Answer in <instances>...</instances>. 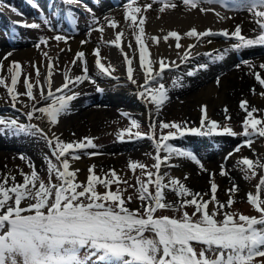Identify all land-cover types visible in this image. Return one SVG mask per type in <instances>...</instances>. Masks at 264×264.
Listing matches in <instances>:
<instances>
[{"label":"snow or ice","instance_id":"6c2138e0","mask_svg":"<svg viewBox=\"0 0 264 264\" xmlns=\"http://www.w3.org/2000/svg\"><path fill=\"white\" fill-rule=\"evenodd\" d=\"M63 2L72 4L78 0H63ZM153 2L164 5L160 11H164L169 6L176 7L173 0H153ZM181 2L194 9L205 4L212 5L217 0H181ZM137 3L138 0H129L128 3L126 20L131 21V26L136 25L137 14L141 13V7H133ZM150 7V4L146 5L145 11ZM248 7L250 10L264 8V0H252ZM200 10L205 11L203 7ZM254 15L264 18V11H256ZM43 23L49 24L50 22L43 19ZM97 23L98 21L93 17V24ZM143 23L141 19L140 24ZM257 23L260 34L255 38L242 36L240 27L235 29V32L231 34L236 41L232 45L233 51L264 46V20H257ZM22 26L32 29L40 27L36 23ZM108 27L116 28L117 25L114 21H108ZM95 30L102 33L103 27ZM143 31L141 27L140 32L143 33ZM215 35L230 38L227 31L214 33L206 30L198 33L190 30L187 33L189 38L194 37L198 41ZM169 37L177 41L176 47L179 49L180 35L173 31L165 36L164 40L167 41ZM54 39L57 42H67L66 37L61 34L55 35ZM120 39L121 36L117 34L115 47L118 49L121 46ZM135 39L139 46L140 67L145 69V84L143 90L137 91V95L144 100L146 105L149 103L154 105L158 112L168 99L164 85L160 83L167 65L161 62L159 71L153 76L152 68L146 63L148 52L144 42L139 35H136ZM208 42L211 43V40ZM47 43L45 38H41L36 47L40 44L47 45ZM227 52V49L223 50L218 59H222ZM95 55L99 57V52L97 51ZM77 56L83 61L85 53L81 51ZM187 58L188 54L185 53V61ZM126 62L128 65L132 64V61L127 58ZM95 64L102 75L105 77L109 75V69L101 63L99 58L96 59ZM201 67H206V65ZM261 67L264 68V65ZM12 68H15V73L11 79V87H8L7 91L10 94L13 109H15L18 98L12 93L21 74V65L19 62H12L8 70L11 72ZM49 68L51 69V65ZM83 73L71 81L73 86L90 79L86 65ZM187 75L191 76L193 73L188 72ZM127 78L132 84L136 83L133 79L132 67L128 68ZM68 80L66 76L62 89H56L55 92L49 90L47 96L41 93L42 100L48 102L46 106L36 107L34 104L32 109L26 113V119L29 122L34 118L46 120L49 125L47 130L32 123L19 122L18 118L5 120L0 116V135L23 134L43 140L51 156L59 162V165L54 164L45 156L48 182L41 181L38 187L39 177L36 170H33L30 176L25 175L21 185L5 189L4 185L0 184V264H88L90 260L93 264H254L255 258L264 257V200H261L259 195L261 188L264 187V178L259 181L255 195L247 194L248 202L259 213V218L225 211L226 206L230 207L234 201L230 195L226 205L219 202L216 196L218 186L215 182L211 184V199L207 201L203 199V195L191 193L176 178H170L167 185L163 183L162 165L171 167L168 161L172 157L186 158L198 165L201 164L195 154L186 149L174 147L168 143L169 141L176 139L177 136L183 137L188 134L235 136L236 134L230 127L223 126L222 130H218L221 126L217 122L208 120L205 107L200 127L188 128L186 125L182 126L175 122H161L159 124L161 132L164 129H175V132H169L167 135L161 134L157 140L155 138L156 124L153 121L149 125L151 134L146 138L153 141L157 152L154 165L156 172L147 173V182L138 180V198L142 207L133 211L126 206V201L122 197V189L119 187L121 177L114 170L101 179L95 174L94 168H90L87 183L76 182L78 170H70L69 157L76 160L80 158L77 150L97 148L91 138L66 143L55 134L50 135L51 126H55L59 117L71 111L70 102L78 96V93L68 94L72 92ZM256 80L264 86V79L260 75H256ZM4 83V79L0 78V85ZM154 84L158 87H153ZM25 86L27 97L34 99L33 85L27 79ZM48 86L51 89V80ZM65 89L67 92L64 91ZM97 91L103 92V89L98 87ZM57 92L60 94L57 95ZM245 104L246 102L241 103V109H245ZM256 111V109L247 111V119L243 123V136L247 138L248 146H251L254 137H264V120L254 118L253 113ZM37 112L41 115L34 116ZM258 125L260 127H257ZM140 127L138 121L130 119V128L122 131L119 139L123 141L127 137L131 141L143 138L139 131H132ZM240 147L238 146L234 151L239 152ZM161 151L166 153L163 158L159 155ZM237 166L238 170L246 174V178L249 175L254 177L256 168L264 169V163H261L259 159L253 161L249 158H242L237 161ZM144 167L143 164H130L132 170L140 168L143 171ZM225 174L222 166L220 175ZM53 175L58 183H52ZM113 183L117 185L116 191L111 190ZM124 183L127 182L124 181ZM97 184L102 185L107 191L100 194L96 190ZM152 184L155 186L154 194L149 190V185ZM165 188H170L178 198H183L180 200L179 207L165 202L163 191ZM236 191L237 186L235 185L229 189L233 195ZM11 194H14V205L10 203ZM188 196L192 198L189 200ZM197 196L200 197L199 200ZM24 200L29 201L27 207H21ZM210 203L214 205L211 209L209 208ZM187 207H194L191 216L184 211ZM164 209L178 212L180 215L173 217L155 215L158 210ZM218 216L222 219H217ZM146 233L151 235H146ZM194 245L201 246L199 253ZM81 252L85 253L83 259ZM208 254H211V257Z\"/></svg>","mask_w":264,"mask_h":264},{"label":"rangeland","instance_id":"374dc122","mask_svg":"<svg viewBox=\"0 0 264 264\" xmlns=\"http://www.w3.org/2000/svg\"><path fill=\"white\" fill-rule=\"evenodd\" d=\"M34 6V2L32 3ZM9 6L10 8L6 7ZM16 6V5H15ZM89 6H93L92 3H89ZM38 9V15L35 13H30L29 15L24 16L22 25L25 24H39L40 27L37 29H32L28 27L22 26V32L18 36H12L10 33L5 32L0 29V39H5L6 44H0V78L4 79V85H0V116H2L5 120L11 119H19V122L24 123H32L41 128L48 129L49 125L46 120L43 119H33L32 121H27L26 113H28L32 106L35 104L36 107L46 106L48 102L42 100L41 93L43 92L44 96H47L49 90L55 92L56 89H62L65 81V77L69 78V87L72 88V92L68 94L78 93L76 99L70 102L71 111L62 115L58 118V123L55 126H51V134H55L63 142H79L83 141L85 138H91L97 148L95 149H86V150H77V154L80 156L79 159L72 160L69 157L70 164L74 165H83V174L77 175L76 182L86 184L87 177L90 175L89 169L94 168V172L96 175L103 179L106 175H108L112 170H114L119 177H121V182L119 187L122 189V197L126 201V206L130 210H138L141 209V201L138 198L139 185L138 180L147 182L148 172H156L154 167L156 163L157 152L154 147L153 141L147 139V135L151 134L149 125L154 121L156 124L155 138L158 140L160 135H167L169 132H175V129H164L161 132L159 128V124L161 122L172 123L175 122L177 124H181L182 126H187L188 128H198L200 127V121L204 115V109L206 107V115L208 120L217 122L221 128L218 130H222L223 126L230 127L233 132L236 134L235 136H227V135H219L217 136H193V135H185L183 137L177 136L176 139L169 141L172 146L186 149L189 152L195 154L198 159L201 161V164L198 165L186 158H178L172 157L168 164L171 167L162 165L161 174L164 177L163 183L169 184L170 178H176L182 183L185 187L189 189V191L193 194L197 191L193 190L189 184V174L183 173V176H179L177 173L180 169H183V165L185 163H190L195 169L198 171H203L206 175L207 186L205 189L206 193L203 197L204 200L211 199V184L215 182L218 186L216 196L219 202L224 203L226 205L228 199H233V204L230 207L224 209L225 211H229L234 214H243L249 217H257L259 218V213L256 212L253 206L248 202L247 194L252 193L255 195L257 193V186L259 185V181L264 178V169L256 168V175L254 177L247 176L246 174L240 170H238L237 161L242 158H249L253 161L259 159L261 163H264V137H254L253 143L251 146L246 144V137L243 136V123L247 119V111L252 109H256L257 111L253 113L254 118L264 120V104L263 106H259L258 108H254L251 103L248 105L247 97L259 98L261 101L264 100V86H254L250 81L245 89L237 86L238 96L235 99V103H237V110L240 115H232L230 112V108L224 104L219 105V113L216 117L211 116L209 112V108L207 105L202 104V102H197L194 104L196 115L194 120L190 124H186L187 119H184L182 115H175V111L172 112L170 107L175 103L179 105L185 104L184 100H182L183 96L173 95L174 92H178L176 90V86L174 84H170V79L172 75L171 72L177 77H180L184 82V78H193L194 73L197 71V65L195 63H186L189 67L183 69H172L168 70L165 75H163L162 79H160V83L164 85L165 91L168 94V99L162 106V108L157 112L155 106L152 104H145L144 100H142L137 95L138 90H143V86L145 84L144 80L137 83V86H133L132 83H129L124 78H120L117 71L110 69V73L107 77L102 75L98 68L96 67L95 61L97 58L101 60V63L107 68L106 59L108 58V50L109 48L106 46H101V39L105 38L108 34L109 30H114L120 28L122 23L131 25V21L126 20V13L128 11L125 10L123 13L119 14V17H114L107 19L105 22L100 24V27H103V32L96 31L97 28L93 25V12L95 8H89V10H85V12L74 13V17L76 20L73 21L74 27L77 28L76 34L69 35L64 31L66 26L63 23L58 21V16L51 11L44 9L43 6L39 4L36 6ZM187 7V6H186ZM103 9H108L104 7ZM189 11L195 10V8L187 7ZM3 10V11H2ZM157 10H159L158 6H154L153 8H147L146 12L151 13V16L155 19H160L163 15L160 14ZM17 12L6 0H0V12ZM105 11V10H103ZM143 11L145 9H141V13L137 14V20L144 15ZM77 12V11H73ZM235 14V11L232 12ZM47 19L50 23L44 24L43 19ZM257 20H264V18H258L251 20L253 25L258 26ZM108 21H114L117 25L116 28L108 27ZM260 31V30H259ZM57 34L64 35L66 37L67 42L64 41L57 42L54 39V36ZM260 32L258 33V35ZM111 38L110 36H108ZM41 38H45L48 43L47 45L40 44L39 47H36L39 44ZM220 42H235L233 37L225 38L223 36L217 37H207L203 38L201 41V45L203 48H207L209 46L208 40H215ZM193 38H185L183 41H188ZM20 40L21 42L13 45V41ZM84 41L86 42L84 46H86L85 57L83 61H81L77 54L81 51H76L73 48V44L75 41ZM205 46V47H204ZM95 49V50H94ZM94 50V51H93ZM27 51H31L32 54L26 56ZM102 53L97 57L95 55L96 52ZM11 53V55H8ZM24 53L25 56L23 59L15 58L18 55ZM253 55L252 57H264V53H250L249 55ZM246 57H242L239 60H245ZM5 57H7L5 59ZM82 63H77L78 61ZM12 62H19L21 65V74L18 77V83L16 88L12 94L17 95V102L15 104V109H13L12 101L10 98V94L7 91L8 87H11V79L15 73V68H12L10 72L8 69L11 66ZM75 62V63H74ZM244 62V61H243ZM260 66L264 63H259ZM51 65V69L49 68ZM87 67L88 75L90 77L89 80H86L82 83H79L75 86L71 83V81L75 80L76 77L83 75V68ZM232 67L229 70L220 71L219 75L213 76L208 80V86H215L217 90L221 87V75L223 74H233L236 75V81L239 85L244 83L245 78H249L251 76L250 73L246 69L250 68L249 65H244L243 63H231ZM126 66V64H125ZM238 66H243L238 68ZM256 66V65H254ZM156 67V66H155ZM153 67V71L155 72ZM121 68L123 65L121 64ZM124 69V68H123ZM140 70L145 72V69H141L139 64V73L142 74ZM188 72H192L193 75H187ZM233 72V73H232ZM256 72V71H255ZM254 72L253 77L256 79V74ZM263 72V71H262ZM39 73V75H38ZM264 79V72L260 74ZM56 77L58 78V83L55 84ZM253 78V79H254ZM33 85V97L34 99H29L26 95V86L25 80ZM252 79V78H251ZM254 79V80H255ZM51 80V89H49L48 83ZM219 80V82H217ZM194 81V80H193ZM195 82V81H194ZM169 84V85H168ZM183 86L185 85L182 83ZM187 85V84H186ZM103 89V92H98L97 88ZM121 88L123 90L133 91V95H135L136 99L132 98H119L117 97V102L110 101L109 97L111 93L109 90L115 88ZM153 87H158V85H153ZM87 88V90H85ZM235 90V89H234ZM234 90L228 91V94L234 93ZM67 92V90H64ZM59 95L60 93H56ZM230 95V96H232ZM214 97V96H212ZM242 102H246L245 109H241L240 105ZM100 109L106 112H113L112 117L99 118L95 122L97 123V128L93 129L92 127H87L86 130L77 131L75 130H67L66 134L59 133L61 130L60 123L63 122L65 117L70 114H78L82 113V110L89 109ZM40 113H35L34 116H40ZM130 119H135L139 122L141 127L139 129H132L133 132L139 131L142 134L141 139L139 140H131L129 141L127 137L123 141L119 139V134L130 128ZM257 127H260L259 125ZM0 143L3 145L0 147V152L6 156L5 153L11 154L10 158L2 164V166H6L9 171L8 174H11L12 177L18 175L13 182H9V179L4 178V187L5 189L13 187L12 185H21L24 182V176L31 174L33 170L37 171V175L39 180L37 181V187L39 182L43 181L45 183L48 182V172H47V164L45 161V156H47L54 164L59 165V162L55 160L54 157L51 156V152L49 148L46 146V142L37 138H32L25 136L23 134L12 136V135H0ZM17 145L13 149V146L7 147L8 145ZM20 146V148H18ZM240 147L239 152H235L234 150ZM191 147V148H190ZM31 150L33 155H35V159L31 157V154L28 150ZM4 152V153H3ZM88 153V154H85ZM231 154V155H229ZM161 158H163L166 153L161 151L159 153ZM38 159V160H37ZM109 160L111 163L110 166H106L109 162L105 160ZM131 163L143 164L145 167L143 171L140 168L132 170L130 168ZM223 166V170L226 172L224 177H226L229 183L225 187H220L217 183L218 179H215V172H221ZM220 174V173H219ZM155 179V175L152 178ZM126 181L127 183H124ZM52 183H58L55 179V175L52 177ZM237 186V191L235 194H231L229 189L233 186ZM11 186V187H9ZM31 187V186H30ZM117 185L115 183L112 184L111 190L116 191ZM79 190V189H78ZM96 190L100 194H104L107 190L100 184H97ZM149 190L154 194L155 186L154 184L149 185ZM165 194V202L169 204H175L177 207L180 206V200L183 198H178L177 195L170 190V188L163 189ZM12 195V201L14 205V194ZM260 199L264 200V187L260 190ZM129 198L130 201H129ZM191 196H188L187 199H191ZM198 199V198H197ZM34 202V201H33ZM29 201L24 200L21 203V207H27ZM214 205L209 204V208L211 209ZM6 210V209H5ZM190 216L194 212V207H187L184 209ZM28 214V213H25ZM142 214V213H141ZM155 215L157 217L162 216H179L180 213L174 212L172 210L164 209L158 210ZM217 219H222L221 216H218ZM146 235H151L150 233H146ZM197 253H199L201 246L194 245ZM211 257V254H208ZM81 258L84 256L81 252ZM95 258H93L94 260ZM88 264H93L92 260L88 262ZM254 264H264V257H257L254 260Z\"/></svg>","mask_w":264,"mask_h":264},{"label":"bare ground","instance_id":"6f19581e","mask_svg":"<svg viewBox=\"0 0 264 264\" xmlns=\"http://www.w3.org/2000/svg\"><path fill=\"white\" fill-rule=\"evenodd\" d=\"M6 1H8V3L14 9L17 10V12H0V29L4 30L7 33H10L12 36H18L19 34H21V27L24 16L29 15L32 12H37L35 10V7L32 5L33 2L40 4L44 7V9L55 12L58 11L56 14L60 16L61 22L65 23L66 25L68 21H72V15H74L73 11L85 12V10H89L88 5L82 4L80 2L85 1L94 3L92 8H95L94 16L97 17L98 23L95 25L97 28L102 22L106 21L105 18L109 19L113 18V16L119 17L120 13H123L125 10H127L125 7H121L118 5L124 0H78V2L72 4L64 3L63 0ZM173 2L176 4V7L173 8L169 6L168 8H165L164 11H160V9L164 7L162 3L150 4V8H153L154 6L159 7V10L157 11L163 15L160 19H155L151 16V13L143 11L144 15H142L137 20L135 26L122 23L120 28L108 31L106 39H101V46H106L109 48L108 58L105 62L107 63L109 73L110 69L115 70L118 72L120 78H124L129 82L127 78V71L129 67H132L133 79L137 83L141 82V80H144L145 82L144 71L140 70L142 74L139 73V46L137 45L135 39L136 35H139L141 37V40L144 42V45L148 52V58L146 61L148 67H151L153 70V67L156 66L154 68L155 72H152L153 76H155L156 73L159 71V66L161 62L167 65L163 75H165L166 72H169L168 70L183 69L189 67V65H187L186 63H195L197 65V71L194 73V77L184 78V82L182 81V79H180V77H177L171 72H169L172 75V78L170 79V84H174V86H176V90H178V92H174L173 95H177L180 97L183 96L182 100L185 99L186 101L183 105H179L174 102L170 109L172 112L175 111L176 116L182 115L184 119H187L186 124H190L194 120V117L196 115L194 104L198 101L208 106V110L211 116H217V114L219 113L220 104H224L229 107V113H231L232 115H240L237 110V103H235V99L239 95L236 87L240 86V88L245 89L246 85L250 81L254 86L262 87L258 83V81L253 77V74L255 71V73L258 75L259 72L260 74L264 72V68H262L259 64L264 63V57H252L255 54L249 56L247 55L250 53L257 52L264 53V48H248L240 51H235V53L232 50V45H234L236 41L231 42L229 44L217 41V39L215 38V40H211V43H209V46H207V48L202 49L203 46L201 45V41L203 40V38L198 41L196 38L193 37V39L190 40L191 43H188V41H183V39L188 37L187 33L190 30H195L198 33H203L206 30H210L214 33L227 31L230 34V37H232L231 34L235 32V29L237 27H240L242 36L246 38H255L259 33V28L256 25H253L251 23V20L254 21V19H258V17L254 15V13L256 11H264V8H256L250 10L248 7L249 3L247 2V0H241L239 6L235 11V14H232V12H225L224 14H222L220 10H216L215 8H208L206 5L197 6L195 10L189 11L187 7L181 2V0H173ZM146 5L149 4L144 3L143 0H138V3L134 7L139 6L141 7V9L144 10ZM6 7L10 8L9 6ZM104 7H108V11L106 9H103ZM201 7H203L205 11H201ZM103 10H106V12H104ZM141 19H143L144 21L142 25L140 24ZM141 27L144 29L143 33L140 32ZM173 31L178 33L181 37L179 41V49H177L176 47L177 41L174 38L169 37L167 41L164 40V37L168 36V34ZM117 34L121 36V46L119 49L115 47V39ZM108 36H110L111 38H109ZM217 36L219 37L220 35H215V37ZM6 42L10 41H5V39L3 38L0 39V44H6ZM19 42L21 41L14 40L13 45ZM85 43L86 42L80 40L75 41V43L73 44V48L76 51L85 52ZM225 49H227L228 52L224 54L222 59H218L220 53L223 52V50ZM103 53L104 52L100 53L99 55H102ZM185 53L188 54L187 61H185L184 59ZM31 54V51H27L26 56H29ZM236 54L238 55V57L236 56ZM24 56L25 54L22 53L15 58L21 60L24 58ZM246 56L247 59L243 60L244 62L242 60H239L242 59V57L244 58ZM126 58L132 61L131 65L127 64ZM77 63L82 62L79 60ZM231 63H243V66L252 64L250 68L246 69L248 73L251 74V76L249 78H245L244 83L239 85L236 81V75L234 76L233 74H223V76L221 75V78H223L220 79L222 83L219 90H217L214 85H207L208 80L211 77L219 75L220 71L229 70L232 67V65H230ZM121 64L123 65L124 69L121 68ZM202 65H206V67L202 68ZM215 65L216 68L213 69ZM243 66H238V68H241ZM149 79H151V77H149ZM56 83H58L57 77L55 80V84ZM137 83L132 85L137 86ZM182 83H184L185 85L183 86ZM85 90H87V88ZM232 90H234L233 95L230 93L228 94V91L232 92ZM109 92L111 93L109 100L112 102H117V100H119L117 99V97L128 98L131 100L132 98L134 100L136 99L135 95H133V91L123 90L119 87L109 90ZM247 100V104L249 105L251 103L254 108H258L259 106H263L262 104H264V100L261 101L258 97H247ZM80 111L82 113H78L77 115L73 113L65 117L63 122L60 123L61 130L59 133L66 134V131L69 129H77V131L83 132L87 129V127H92L93 129H96L97 123L95 121L97 119L104 118L105 120V117L113 116V112H106L98 108H93L85 111L80 109ZM2 145L3 143H0V147ZM11 146H13V149L17 147L16 144L8 145L7 147ZM18 148H20V146ZM28 151L31 154V157L35 159V155H33L32 151ZM5 154L6 156L0 152V184L3 185L4 178L7 177L6 179H9L8 183H10L18 177V175L12 177L11 174H8L9 171H6L8 168L6 166H2L5 161L7 163V160L13 153ZM109 160L110 159L105 161L109 162ZM110 164L111 163L109 162L106 166L109 167ZM182 167L184 170L180 169L177 174L179 176H183V173H188L190 178L188 181L189 186L193 190L197 191V193L194 192L195 194H201L204 197L206 193L205 189L208 188L206 175L203 172L204 170L198 171L197 168L195 169V167H193L190 163H185ZM83 168V165L70 164V170H78L77 175L83 174ZM219 173V171H217V173L215 172V179H218L217 183L222 188L225 187L229 183V181L226 177L221 176ZM197 198L198 200L200 199L199 196H197Z\"/></svg>","mask_w":264,"mask_h":264}]
</instances>
